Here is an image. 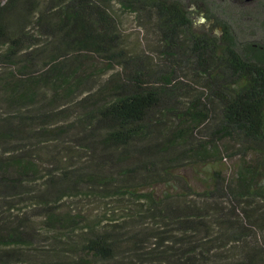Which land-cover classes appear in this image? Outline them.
Masks as SVG:
<instances>
[{
	"label": "trees",
	"instance_id": "obj_1",
	"mask_svg": "<svg viewBox=\"0 0 264 264\" xmlns=\"http://www.w3.org/2000/svg\"><path fill=\"white\" fill-rule=\"evenodd\" d=\"M28 2L0 0V62L12 77L0 79V100L12 107L0 120V143L11 144L0 148V264H264V56L258 47L255 59L244 58L235 42L200 35L183 50L161 38L163 64L126 54L120 35L110 31L114 20L102 0H56L46 8L55 22L45 14L35 20L48 38L59 31L57 41L43 44L28 31ZM119 3L132 12L158 9L155 24L168 35L186 21L170 0ZM74 51L107 58L89 67L99 75L116 62L120 66L77 100L82 110L73 140L89 152V168L64 163L68 155L58 157L48 145L58 140L55 124L70 115L55 103L73 98L94 75L82 61H60ZM187 64L203 89L177 109L188 91L177 83V71ZM42 90L52 93L40 103ZM162 110L176 121L163 118ZM195 132L203 138H194ZM28 140L34 141L29 148ZM223 149L238 157L231 177L214 166L224 160ZM107 157L121 166L136 161L118 174ZM186 160L201 165L196 174L203 190L180 174ZM130 173L149 190L139 192L118 178ZM84 183L93 195L147 205L140 216L81 227L80 214L59 207ZM155 184L168 189L160 198L151 189ZM33 215L64 232L61 241L83 231L74 243L57 244L40 258L23 249L33 234Z\"/></svg>",
	"mask_w": 264,
	"mask_h": 264
},
{
	"label": "rangeland",
	"instance_id": "obj_2",
	"mask_svg": "<svg viewBox=\"0 0 264 264\" xmlns=\"http://www.w3.org/2000/svg\"><path fill=\"white\" fill-rule=\"evenodd\" d=\"M26 6H29V10L32 12L31 22L28 23L29 32L34 35L36 39H38L41 43L45 44L48 39H53V41H57L59 31H55L53 34L46 36L44 31L40 28V25L36 24L35 20L38 16L45 14V18L52 20L55 22L57 20L56 14H51L46 8H51L54 6L56 0H29ZM102 3L106 5L108 12L112 15L113 25L112 30L116 34L120 35L121 41L120 47L125 50V53L131 55H140L145 58V55H149L151 59L155 62H159L163 64L164 58H162V54L159 52L162 50L163 46L160 42V38L158 33L156 32L155 21L156 14L153 9L144 8L142 10H138L136 12H132L127 9H123L119 3V0H102ZM101 3V4H102ZM217 3V5H216ZM213 8V14L220 17V24L216 23L212 30L215 35H217L220 31H223L222 24L227 25V29H230V38L229 40L235 42L236 50L244 57L249 59H255L254 53L255 51H260L259 53L264 56V0H216L215 6ZM23 13H20L22 17ZM258 47V48H257ZM181 50L187 48L186 44H181ZM254 48H257L256 50ZM47 52V51H46ZM45 53V52H44ZM182 57V56H181ZM86 58L87 60L83 59ZM149 59V58H148ZM149 59V60H151ZM186 59V57H185ZM107 58L100 55H91L84 54L81 52H71L68 57L61 58L60 61L67 63H78V61H82L81 64L83 66H91L92 62L97 61V63H106ZM115 64V68L103 75H99L95 72L96 69L89 68L88 71L93 72V76L89 78L81 87V90L76 92L73 98L70 99H60L55 104V109H64V115L69 117L63 121L57 122L54 128L57 131L58 138L57 141H52L48 145L54 150V155L58 157H62L68 155V159L64 160V163H73L76 165H81L85 168H89V160L91 159L89 156V152L86 151L81 145H79L73 138L78 137L77 127L74 124V120L79 114H81V107L78 104L77 100L84 94L95 91L101 85H103L111 73L118 71L120 66ZM151 65H154L151 62ZM100 66L96 64L94 67ZM9 70L8 66L3 65L0 62V79L8 78L12 79L10 75L7 74ZM152 71V70H151ZM194 70H191L189 64L187 66L184 65V69L178 70V81L184 89L188 91L186 94L180 97V102L175 104L177 109L187 105L189 103V99L193 94H197L201 89L198 84V76L194 73ZM1 91V90H0ZM52 91H44L40 92V103L45 102L49 99ZM178 111V110H177ZM12 112V107L8 105L5 101L0 100V120L3 117L4 113ZM71 112V113H70ZM160 113H165V115L161 116L166 118L169 122L173 123L176 121V117L174 114L167 113L166 110H162ZM52 126V125H51ZM157 127V126H156ZM53 129V128H52ZM59 131V132H58ZM158 130H156L157 132ZM204 135H200L198 132L194 133V138L200 139L203 138ZM162 137V136H161ZM160 137V138H161ZM156 139V133L153 134L154 141ZM33 140L26 141V147L29 148L33 144ZM11 144L8 143H0L1 150L3 148L7 149ZM223 158L221 161H218V165H214L216 168H221L224 173L231 177L233 175V171L235 170L238 157L230 156L228 151H224L223 149ZM4 157V156H3ZM99 159H103V155L99 156ZM104 160V159H103ZM117 158L109 161L107 157V162L109 163V169L118 172H122L125 167L129 168L130 166H134V162L136 160L130 159L127 161V164L124 166L116 163ZM184 163L182 166L178 167L180 169V174L184 176L189 184L195 187L198 191L203 190L204 186L202 182L199 180V176L197 170L201 168V165H196L195 163L189 162ZM138 162V160H137ZM42 167L46 166V163H41ZM211 167V168H215ZM86 170V169H84ZM118 178L122 183H130L135 184L138 187L139 192H144L149 190V188H145L141 186V179L135 173H130L129 175H118ZM37 187L41 186V180L36 181ZM181 184V183H180ZM88 186L84 183L81 186V189L78 190L76 195L71 197H67L63 202L60 203L59 209L64 211H71L72 213H78L83 218L81 227H86L87 222L105 223L106 221H110V218L114 216L118 218V220L122 221L125 216L132 215L140 216L139 210L142 211L147 205L146 200L136 199L133 200L128 197H118L113 196L111 198H104L98 194H91V189L87 188ZM156 198L162 197L163 193L167 192L168 189L163 184H155L153 185ZM178 191H182L180 188ZM197 199V196H196ZM201 201V199H197ZM225 199H223V203H225ZM144 201V202H141ZM197 201V202H198ZM30 224L33 227L32 235L28 238L30 244L23 249H25L29 254L35 256L48 255L52 250V247L60 244L65 245L67 242H73L80 238V234L83 231L81 228L76 229L70 233L71 236L63 237L65 240H58L60 234H63L61 230L58 228H51L45 224L42 215H33L31 216ZM74 243V242H73Z\"/></svg>",
	"mask_w": 264,
	"mask_h": 264
},
{
	"label": "flooded vegetation",
	"instance_id": "obj_3",
	"mask_svg": "<svg viewBox=\"0 0 264 264\" xmlns=\"http://www.w3.org/2000/svg\"><path fill=\"white\" fill-rule=\"evenodd\" d=\"M173 1L176 6L180 7L186 17L185 23L178 25L174 28L171 35L165 32H161L160 26L157 27L155 21L156 32L160 38V41L170 42L176 45L192 43L200 35L204 37H218L217 42L228 41L230 38V29H227V25L222 24L223 31H220L217 35L214 34L212 28L216 23L220 24V17L213 14V6H215L216 0H170ZM219 1V0H218ZM217 5V3H216ZM155 14L158 17V9L155 10ZM162 38V40H161Z\"/></svg>",
	"mask_w": 264,
	"mask_h": 264
}]
</instances>
